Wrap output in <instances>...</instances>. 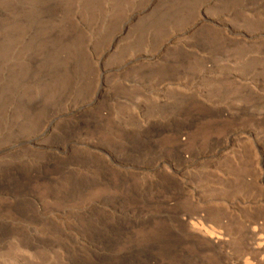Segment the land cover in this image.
<instances>
[{"label":"rangeland","instance_id":"374dc122","mask_svg":"<svg viewBox=\"0 0 264 264\" xmlns=\"http://www.w3.org/2000/svg\"><path fill=\"white\" fill-rule=\"evenodd\" d=\"M256 226L264 0H0V264H264Z\"/></svg>","mask_w":264,"mask_h":264},{"label":"bare ground","instance_id":"6f19581e","mask_svg":"<svg viewBox=\"0 0 264 264\" xmlns=\"http://www.w3.org/2000/svg\"><path fill=\"white\" fill-rule=\"evenodd\" d=\"M52 178V177H51ZM253 231H254V236H253V238H252V240H253V244H252V247H253V249L255 250V251H259L263 256H264V238L260 235V232H258L259 231V229L257 228V226H256V228L254 227L253 228ZM121 236V235H120ZM123 238V237H122ZM218 238V237H217ZM218 239H220V238H218ZM217 241V240H216ZM220 241V240H219ZM217 243V242H216ZM156 246V245H155ZM154 247V246H153ZM161 247L162 246H160V249H161ZM162 250H165V248H163L162 247ZM176 250V248L174 249V251ZM166 251H167V249H166ZM168 252V251H167ZM171 252V251H170ZM162 253H164V252H162ZM175 253V252H174ZM173 253V254H174ZM167 254V253H166ZM170 254H172V253H170ZM154 255V254H153ZM156 256H157V254H156ZM156 256H150V255H147V256H145L146 257V259L149 261V262H151L152 260H156L155 258H157ZM174 256V255H173ZM264 259V258H263ZM124 260V259H123ZM122 261V260H121ZM134 261V260H133ZM264 261V260H263ZM140 262V261H139ZM118 263V262H117ZM264 263V262H263Z\"/></svg>","mask_w":264,"mask_h":264}]
</instances>
